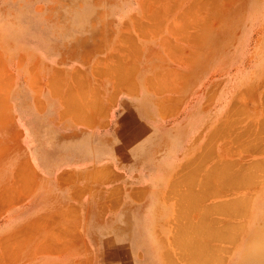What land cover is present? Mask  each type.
<instances>
[{
  "label": "rangeland",
  "instance_id": "obj_1",
  "mask_svg": "<svg viewBox=\"0 0 264 264\" xmlns=\"http://www.w3.org/2000/svg\"><path fill=\"white\" fill-rule=\"evenodd\" d=\"M110 92L118 98L112 127L125 99L141 102L154 116L145 118L136 108V117L150 125L141 136L146 141L118 148L121 204L91 212L100 225H81L79 236L51 225L55 219L48 227L31 220L48 199L43 191L31 192L29 174L17 176L19 151L28 158L21 170L32 166L30 126L53 123L62 103L77 112L78 102L85 105L93 94L112 101L105 98ZM263 99L264 0H0V264H126L125 253L109 238L120 228L125 187L143 184L163 194L158 223V213L150 210L145 224L155 246L154 264L160 245L176 264L188 261L176 253L187 254L183 244L177 248L176 237L193 235L188 221L192 226L199 218L227 229L226 237L210 240L209 262L236 263L264 217ZM59 117L73 118L68 112ZM97 131L108 134L105 128ZM156 154L163 158L159 168ZM44 155H52L50 149ZM190 162L197 168L189 169ZM228 166L257 177L250 182L235 169L236 176L224 174ZM254 168L257 173L250 171ZM189 170L195 177L188 181ZM211 170H223L224 180L214 172L216 182H207ZM181 177L187 184L192 180V191L203 192L202 198L184 201L180 196L191 184ZM33 183L35 189V178ZM137 231L144 240L141 228Z\"/></svg>",
  "mask_w": 264,
  "mask_h": 264
},
{
  "label": "crops",
  "instance_id": "obj_2",
  "mask_svg": "<svg viewBox=\"0 0 264 264\" xmlns=\"http://www.w3.org/2000/svg\"><path fill=\"white\" fill-rule=\"evenodd\" d=\"M112 95L113 93L110 92L105 97L109 99L108 97L111 96L112 101L103 102L101 94L99 96L93 94L92 100L85 105L78 102L77 112L67 111L62 103L61 110L55 113L58 117L53 120V123H45L44 120L41 124L36 123L30 126L29 157L32 166L28 171L21 170L23 162L28 163V158L23 157L19 151L17 176L29 174L31 192L36 190L38 194L39 190L43 191L49 200L42 212L31 216V220L32 218L40 219L46 223L43 225L48 227L52 218L56 220V223L51 225L56 228L61 227L62 230L72 228L75 235L79 236L78 229L81 225L94 228L95 225L97 227L100 225L94 216L89 215L91 212H99L104 208L116 210L121 204L118 201L119 193L122 191L119 174L124 173L119 171L115 164L118 148L128 147L137 141L142 142V145L146 141L142 140L141 136L149 130L150 125L136 117L139 114L137 109L145 118L154 116L150 111H146L141 102L125 99L120 102L124 109L120 114H116L115 125L112 127L110 115L118 100L117 96ZM66 112L73 118L61 120L59 115ZM74 115L79 118H75ZM97 128H105L108 134L99 135ZM20 134H22L21 130ZM147 141L152 143V139ZM45 149H50L52 155L45 157ZM152 157L159 168L163 158H159L157 154ZM163 174H166V171ZM34 178L36 179L35 189ZM160 190L161 188L148 184L125 187V210L121 224H117L120 228H116L111 233L109 241L116 244L115 249L118 248L125 253L126 264H154L155 262L153 251H149V254L147 247L141 248L137 245L138 238L133 231L135 227L136 232L137 229L146 226L148 212L152 216L150 210L154 215L158 213L156 218L160 217L159 210L164 205ZM159 217L155 224L158 223ZM118 243L122 245L118 246ZM158 253L155 264H170L171 260L168 258L171 257L167 256V252L163 251L161 245Z\"/></svg>",
  "mask_w": 264,
  "mask_h": 264
},
{
  "label": "bare ground",
  "instance_id": "obj_3",
  "mask_svg": "<svg viewBox=\"0 0 264 264\" xmlns=\"http://www.w3.org/2000/svg\"><path fill=\"white\" fill-rule=\"evenodd\" d=\"M152 19H155L154 17L152 18ZM113 69H114V67H113ZM117 69V68H116ZM117 71H119V69H117ZM120 73V72H119ZM115 75H118V72H117V74L115 73ZM122 78V77H121ZM263 95V94H262ZM238 98V97H237ZM241 97H239V99H240ZM261 98H262V96H261ZM239 99H237V101L239 102ZM236 100V99H235ZM264 100V99H263ZM236 101V102H237ZM237 102V103H238ZM261 102H262V99H261ZM235 108V107H234ZM263 108V107H262ZM146 109V108H145ZM240 111V110H239ZM235 113H236V111H235ZM261 123V122H260ZM263 123H264V121H263ZM262 123V124H263ZM259 125V124H258ZM264 125V124H263ZM185 128V127H184ZM184 128H183V130H184ZM244 128H246V127H244ZM244 128H242L243 130L241 131V133L242 132H244L245 130H244ZM257 128H259V126L257 127ZM261 129H263V128H261ZM251 130H252V128H251ZM247 131V130H246ZM257 131V130H256ZM260 131V130H259ZM259 131L257 132V133H259ZM263 131H264V129H263ZM263 131H261V132H263ZM182 132V131H181ZM260 132V133H261ZM177 133V132H176ZM251 133H252V131L250 132V135H251ZM256 133V132H255ZM238 134H240V133H238ZM174 135V134H173ZM242 135V134H241ZM255 135V134H254ZM238 136V135H237ZM243 136V135H242ZM238 137H240V136H238ZM256 136H254V138H255ZM259 137V136H258ZM257 137V138H258ZM262 137V136H261ZM170 138V137H169ZM253 137H251V138H249V139H252ZM255 139L256 141L258 140V139H260V140H262L261 138H258V139ZM178 140H179V138H178ZM254 140V139H253ZM260 140L258 141V142H260ZM177 141V140H176ZM249 140H247V142H248ZM256 141H255V143H256ZM245 142H246V140H245ZM250 142V141H249ZM257 142V143H258ZM242 143V142H241ZM254 142H250V144H252V145H256V144H253ZM259 144H261V142L259 143ZM259 144L257 145V146H259ZM245 145H246V143H245ZM167 146V145H166ZM251 146V145H250ZM166 148V147H165ZM170 150V149H169ZM167 152V151H166ZM162 157V156H161ZM202 157V156H201ZM160 158V157H159ZM203 158V157H202ZM204 159V158H203ZM197 162V161H196ZM195 162V163H196ZM198 162H202V161H198ZM204 164V163H203ZM188 165V168L192 165V167H193V165H195V167L197 168V166L196 165H198V164H194L193 162H190L189 164H187ZM201 165V164H200ZM256 165H254L253 167H255ZM199 167H201V166H199ZM256 167H258V170H259V167L260 166H256ZM202 168V167H201ZM228 168H230V169H228V170H230V172L229 171H227L226 173H224V174H232V175H235L236 176V174H235V172L237 173V175H238V177L239 178H242V179H253V178H255V177H257L256 175L255 176H253V174L252 175H250V176H246L245 174H239V172H242L243 170L245 171V169H243V167H240V168H242L243 170H239V169H237V170H239V172H237L236 171V169L234 168V167H230V166H228ZM233 168V169H232ZM239 168V167H238ZM189 169H191V168H189ZM234 169H235V172H234ZM256 168H254L253 170H250L252 173H255L256 171H254ZM261 169V168H260ZM183 170V169H182ZM193 170V169H192ZM196 170V169H195ZM224 170V169H223ZM223 170H221V172H217L218 174L220 173H222L223 172ZM227 169H225V171H226ZM257 170V169H256ZM262 170V169H261ZM166 171V169H164V168H162V173L163 172H165ZM188 171V170H187ZM186 171V172H187ZM197 171V170H196ZM199 171H200V169H199ZM199 171H198V173H199ZM212 171V173L211 172H209L207 175V177H206V174H205V171H204V174H205V179L207 180V182H208V180L209 179H211L212 181L214 180V177L216 176L217 177V175H215V174H213L215 171L214 170H211ZM224 171V172H225ZM243 171V172H244ZM193 172V174H195L196 172H194V170L192 171ZM183 174H184V170H183V172H182ZM188 174H186V175H184L186 178H187V180H188V178H191L192 180L194 179V175H192V174H189V173H191L190 172V170H189V172H187ZM197 173V177H198V174ZM216 173V172H215ZM216 173V174H217ZM257 173V172H256ZM203 174V175H204ZM213 175V176H211V175ZM219 174V175H220ZM224 174H221V176L223 175V176H225ZM179 175V174H178ZM215 175V176H214ZM218 175V177L220 178L221 176H219ZM258 175V174H257ZM183 176V177H184ZM194 176V177H193ZM211 176V178H209ZM221 177L222 178V180H220L219 178H218V180H217V182H219V180L220 181H223L224 180V178L225 177ZM183 177H181V179L183 178ZM184 177V178H185ZM193 177V178H192ZM213 177V178H212ZM247 177H249V178H247ZM183 178V179H184ZM196 179V178H195ZM250 179V182L251 181H253V180H251ZM185 180V182L184 183H186V182H188V181H186V179H184ZM191 180V182L190 183H186L187 185H190L191 183H194L193 181ZM197 180V179H196ZM196 180H195V182H196ZM200 180V179H199ZM247 181V183L249 182V180H246ZM179 182H180V180H179ZM178 182V183H179ZM183 182H181L182 184H183ZM214 182H216L215 180H214ZM214 182H210V183H214ZM249 182V183H250ZM181 183H179V184H181ZM186 184H185V187H186ZM205 184V183H204ZM215 184H217V183H215ZM193 184H191L190 185V187H188V189H187V187L185 188V191L186 192H184L183 190V192L184 193H182L181 195H183V196H180V197H184L185 199H184V201L187 199V201L189 202L190 201V203L192 204V201H193V199H195L196 200V198H198V197H201L202 198V196L204 195V193H203V195H202V193H201V195L198 193V192H196L195 190L194 191H192L193 189H191V186H192ZM182 187V186H181ZM190 188V189H189ZM184 189V188H183ZM187 189V190H186ZM182 191H180V192H182ZM191 199V200H190ZM181 199H179V203L181 202V206H180V204H178L179 205V210H180V207L183 209V207H182V200L180 201ZM189 203V204H190ZM240 204V203H239ZM238 204V205H239ZM185 204L183 203V206H184ZM192 206V205H191ZM193 207V206H192ZM226 207H228L229 208V206H226ZM233 207H235V208H232L233 209V212H235V213H237V212H239V209H238V207H237V205L236 206H234L233 205ZM185 208V207H184ZM221 208H222V206H221ZM186 209V208H185ZM202 209V208H201ZM225 210H226V208H225ZM228 210V209H227ZM231 210V209H230ZM181 211H183L184 212V210H181ZM183 212H180V214H182ZM186 212V211H185ZM197 212V211H196ZM201 212V211H200ZM200 212H198V214L200 213ZM250 212H251V210H250ZM259 212V211H258ZM188 213V212H187ZM186 213V214H187ZM182 215H185V214H182ZM205 215V214H204ZM264 215V214H263ZM187 216V215H186ZM203 216V215H202ZM202 216H200V217H202ZM184 217V216H183ZM190 218V217H189ZM199 218V217H198ZM150 219H151V217H150V214H149V219H147V221H150ZM183 220H184V218H182ZM190 220V219H189ZM200 220V218L198 219V221L196 220H193V221H195V222H197V223H193L192 224V226L190 225L191 224V221H188V223H189V226L187 227V228H191V229H193V231H194V234L193 235H191V234H189V232H188V229H187V232H188V234H185V235H182L181 237H176L177 239H178V241L176 240L175 242L177 243H180V245H177V248H179V246H182V244H183V246L181 247V248H183V247H185V248H187V251H186V249H185V251L184 252H187V256L185 255L184 256V253H178V251L176 252L177 254H180V255H178V256H180L179 258H181V254L184 256H182V260L184 259V261H185V259L186 258H188V261H186V263L187 264H211L210 262H209V259L208 258H210V257H208L210 254L208 253V251H210V249H212V248H209V242H210V240L212 241V240H214L215 238H222V237H226L227 236V229H225V230H219V229H214L212 226H211V224H210V222H207V221H199ZM201 220H204V219H201ZM185 221V220H184ZM192 221V222H193ZM211 221V220H210ZM186 222V221H185ZM200 222V223H199ZM181 223V222H180ZM183 223V222H182ZM217 223V222H216ZM185 224H187V222L186 223H184V225ZM223 224V223H222ZM228 224V223H227ZM182 225V224H181ZM215 225V224H214ZM213 225V226H214ZM228 226H230V225H228ZM194 227V228H193ZM186 228V227H185ZM195 229V230H194ZM183 231H185V229L183 230ZM182 231V232H183ZM141 232H143V236L144 237H146L144 240H141V241H139V238H141V236H139L138 235V231H136L135 232V228H134V231H133V233H136L135 235H137V240L139 241V243L140 244H142V245H145V246H148L149 247V249L150 250H152V251H154L155 250V246H154V244L152 243L153 242V240H151L152 239V237L149 235V231H148V229L146 228V227H144V228H141ZM124 233V232H123ZM129 236V235H128ZM178 236H180V235H178ZM237 236V235H236ZM216 240V239H215ZM224 240H226V239H224ZM227 240H230V238L229 239H227ZM231 241V240H230ZM173 242V241H172ZM226 242V241H225ZM138 243V242H137ZM177 243V244H178ZM175 244V243H174ZM225 247H226V245H224ZM221 248V247H220ZM180 249V248H179ZM184 249V248H183ZM182 249V250H183ZM222 249V248H221ZM204 251H205V253H204ZM223 251V250H222ZM169 253V252H168ZM175 253V254H176ZM169 254H171V253H169ZM238 255V254H237ZM168 256V255H167ZM171 257H173L172 255H170ZM177 256V257H178ZM186 257V258H185ZM166 258V257H165ZM175 258V257H174ZM174 258H172V259H174ZM171 258L169 259L168 258V260H171V262H170V264H172V262H174V264H175V259H174V261L172 260ZM165 261V260H164ZM178 262V261H177ZM176 262V263H177ZM185 263V264H186ZM179 264V263H178ZM234 264H264V217H263V220H262V222L259 224V225H257L256 226V228L251 232V233H249V240H248V242H247V246H246V248L243 250V252H241V254H239V257H238V260L236 261V263H234Z\"/></svg>",
  "mask_w": 264,
  "mask_h": 264
}]
</instances>
